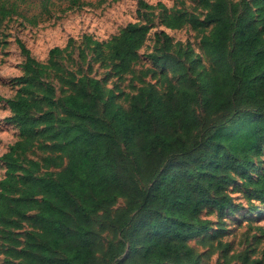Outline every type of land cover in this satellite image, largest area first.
I'll use <instances>...</instances> for the list:
<instances>
[{
  "label": "trees",
  "instance_id": "1",
  "mask_svg": "<svg viewBox=\"0 0 264 264\" xmlns=\"http://www.w3.org/2000/svg\"><path fill=\"white\" fill-rule=\"evenodd\" d=\"M53 1L42 0L43 9L50 11ZM64 1L68 9L81 4ZM138 5L141 13L154 7ZM162 22L201 33L210 64L165 30L157 33L161 43L148 55L167 88L141 80L129 107L100 78L58 61L70 43L51 48L41 62L21 42L24 74L7 99L19 136L1 157L5 264H99L93 215L120 197L126 206L113 221L128 230L109 243L111 260L128 245L117 264H200L189 240L211 228L204 207L219 215L232 208V185L264 205V166L254 174L264 154V0H198L193 11H165ZM151 27L135 21L107 41L85 38L122 75L133 71ZM51 70L67 87L61 95L46 77ZM218 114L228 118L199 136L204 120ZM36 145L49 152L41 160L26 156ZM242 264H264V250Z\"/></svg>",
  "mask_w": 264,
  "mask_h": 264
},
{
  "label": "rangeland",
  "instance_id": "2",
  "mask_svg": "<svg viewBox=\"0 0 264 264\" xmlns=\"http://www.w3.org/2000/svg\"><path fill=\"white\" fill-rule=\"evenodd\" d=\"M41 1L0 0V180L6 171L1 157L19 136L18 124L11 120L12 110L7 99L16 95L21 85L18 78L24 74L26 55L21 42L41 62L48 60L51 48H63L70 43L69 48L57 56L58 61L78 75L100 78L106 87L116 90L119 94L117 100L124 107H129V96L137 91L141 80L156 83L160 92H165L167 88L165 81L153 75L156 67L148 55L157 43H161L157 33L165 30L173 42L180 41L184 46L192 47L196 55H201L205 65L210 64L200 45L201 33L190 24L182 28H169L162 22L165 11H193L198 0H145L154 7H143L142 13L138 11L139 0H80L81 4L69 9L68 2L54 0L50 4V11L43 9ZM203 11L201 7L197 9V12ZM135 21L148 22L151 30L139 50L140 57L133 65V71L115 74L113 61L108 54L96 55L93 43L88 45L85 36L107 41L126 24ZM161 39L163 41V37ZM46 77L56 86L58 95L67 88L61 82L60 73L51 70ZM197 110L204 117L201 105L197 106ZM98 112L102 113V103L98 106ZM227 118V114H218L204 120L199 136L207 134L216 123ZM48 153L47 149L36 145L26 156L41 160ZM263 166L264 154L256 158L254 174L261 171ZM229 192L234 196V206L220 215L213 206L204 207L201 216L212 221L211 228L189 240L200 255V264H242L245 256L254 258L263 254L264 205L256 199L247 200L244 190L235 185L229 187ZM125 206L126 198L120 197L108 209L93 215L99 264H117L127 254L128 245L113 260L107 253L109 243H116L127 233L128 227L120 229L118 223L113 221ZM24 225L30 227L29 223ZM0 264H5L3 253H0Z\"/></svg>",
  "mask_w": 264,
  "mask_h": 264
}]
</instances>
